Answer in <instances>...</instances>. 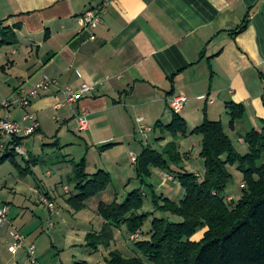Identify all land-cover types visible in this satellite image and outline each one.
<instances>
[{"label": "crops", "instance_id": "1", "mask_svg": "<svg viewBox=\"0 0 264 264\" xmlns=\"http://www.w3.org/2000/svg\"><path fill=\"white\" fill-rule=\"evenodd\" d=\"M102 1L0 0V41L7 42L0 45V97L14 96L20 85L30 91L42 79L56 81L32 98L30 109L40 124L33 134L43 131L47 118L63 120L86 145L103 152L122 139L158 129L157 122L169 123L174 114L169 101L177 96L183 105L176 113L189 129L204 118L228 122L227 102L244 108L243 118L235 124L236 132L244 129L243 134L238 132L239 141L250 129L261 127L264 0H111L98 25L84 28L82 15L99 9ZM244 19L246 28L232 35L230 31ZM82 83L92 89L77 102L65 103V91H78ZM24 112L18 107L10 111L17 120ZM82 114L87 127L81 130ZM142 124L150 130L142 131ZM159 138L165 139V133ZM32 160L35 156L29 154L27 161ZM130 161L135 169L137 158ZM38 187L29 190L40 203L42 196L54 201ZM101 201L94 202L97 213ZM69 209L75 210L70 205ZM16 220L7 209V221L0 227V263ZM104 224L103 219L102 229Z\"/></svg>", "mask_w": 264, "mask_h": 264}, {"label": "rangeland", "instance_id": "2", "mask_svg": "<svg viewBox=\"0 0 264 264\" xmlns=\"http://www.w3.org/2000/svg\"><path fill=\"white\" fill-rule=\"evenodd\" d=\"M3 99L0 97V103ZM14 114L15 112H12V115ZM162 121L167 120L163 118ZM228 122L224 120V127L235 150L241 154L246 153L247 145L238 138V132L243 134L244 129H237L236 132L235 128L234 130L229 127ZM149 125L153 126V124ZM67 127L72 126H67L63 120L55 121L47 118L41 133L23 138L20 146L24 154L16 153L13 158H7L0 164V203L9 205L8 212L10 211L11 216L17 217L15 225L23 231L25 236V247L20 248L16 254H12L7 248L3 253L4 262L0 264H106L109 252L115 249L121 251L124 256L138 254L143 257L135 249L133 240L147 239L155 218H164L171 222L182 220V216L160 209L155 201L159 205L163 203L164 197L171 201H179L184 196L183 186L176 176L170 177L172 176L170 171L169 174L165 172L166 175H164L162 169L151 170L148 177L137 176L133 168L134 163L130 159L135 160L144 146L148 145L165 155L166 153L162 150L167 148L168 142L172 141L181 157L180 164H173L172 168L181 167L182 170L196 174L200 179L204 176L205 168L200 156L201 137L199 135L183 138V136L173 137L165 133L164 139L159 138L161 131L156 129L148 133H137L130 139H122L121 144L99 152L90 147V144L86 145L75 134L76 132H72V128L69 130ZM54 142L56 144H51ZM187 153L189 158L185 157ZM29 154L35 156V162L27 161ZM166 160H169L168 156ZM81 162H84L85 172L93 173L99 168L108 171L110 181L103 191L84 202L83 209L75 211L69 209L67 199L77 193L74 168ZM262 162L264 160L258 161V164ZM227 167L231 178L223 196L231 197L227 198V203L230 205L233 200H238L241 196L245 176L236 164H229ZM174 170L177 169L174 168ZM37 185H39L38 189L47 191L54 197L53 211H50L42 202L40 203L38 195L29 190L31 186ZM65 186L68 187L69 193ZM133 190L140 192L143 201L138 210L139 214L145 216L141 236L133 233L137 236L131 238V234H128L122 226L115 228L114 236L109 240L108 245L99 243L96 248L87 245V233L96 235L102 230V216L94 210L96 199L110 201L105 203H111L114 200L123 202L128 193ZM203 230L197 231L194 239L199 238ZM32 244L35 246V253L28 254L27 247Z\"/></svg>", "mask_w": 264, "mask_h": 264}, {"label": "trees", "instance_id": "3", "mask_svg": "<svg viewBox=\"0 0 264 264\" xmlns=\"http://www.w3.org/2000/svg\"><path fill=\"white\" fill-rule=\"evenodd\" d=\"M247 24L248 20L244 19L230 33L242 32ZM1 43L7 42L2 40ZM226 108L228 125L234 129L236 122L244 116V108L235 102H227ZM155 127L173 137L199 135L204 176L200 179L181 167H175L177 170L172 168L171 165H178L181 161L174 142H168L167 148L162 150L165 155L145 146L137 157V176L148 177L152 168L168 170L176 176L184 188L183 198L171 201L164 197L162 204L155 203L164 211L182 216V220L171 222L155 218L149 237L133 240L135 249L143 257L138 254L124 256L115 249L109 252L106 264H264V162L258 164L264 160V118L260 128H252L245 133L243 141L247 152L244 154L235 150L221 120L204 118L189 129L186 121L174 112L169 123L157 122ZM13 155L14 152H6L0 157V164ZM83 164L78 163L74 168L77 193L67 199L75 210L81 209L85 201L101 192L110 181L108 172L98 170L88 174ZM229 164H236L245 176L241 196L232 201L234 204L230 200V205L227 203L229 196H223L231 178ZM142 202L137 190L128 193L123 202H99L97 211L105 220L104 228L96 235L87 233L86 244L92 248L99 243L108 245L113 237L112 229L122 226L128 234L141 236L145 216L138 210ZM201 229H204L201 236L194 239Z\"/></svg>", "mask_w": 264, "mask_h": 264}, {"label": "built area", "instance_id": "4", "mask_svg": "<svg viewBox=\"0 0 264 264\" xmlns=\"http://www.w3.org/2000/svg\"><path fill=\"white\" fill-rule=\"evenodd\" d=\"M111 0H103L102 5L97 10H87L82 15V26L84 28H95L100 22V14L103 12L104 7ZM94 36L92 35L91 38ZM56 81L51 79H42L38 81L30 91L20 85L14 96L10 98H5L1 102L2 113H0V157L6 152H16L19 154H24V150L19 144V140L25 136L33 134L38 130L40 124L36 118L34 112L30 109L32 104V98L37 96L41 91L46 90ZM92 89L87 83H82L78 91H65V103L77 102L87 91ZM170 107L174 112L178 110L183 105L182 97H174L169 101ZM23 108L25 112L21 120L13 119L11 117L10 111L13 108ZM79 128L85 129L87 127V120L84 114L78 116ZM142 131L150 130L149 127L141 125ZM231 198V197H229ZM41 201L51 210L54 209L53 201L49 200L46 196L41 197ZM7 221V209L6 207H0V227L4 226ZM136 234H131V238L136 237ZM24 233L19 229L14 227L12 234V242L9 245V250L12 253H16L20 248L24 247ZM28 254L35 253V246L29 245L27 247Z\"/></svg>", "mask_w": 264, "mask_h": 264}, {"label": "bare ground", "instance_id": "5", "mask_svg": "<svg viewBox=\"0 0 264 264\" xmlns=\"http://www.w3.org/2000/svg\"><path fill=\"white\" fill-rule=\"evenodd\" d=\"M51 200V199H50Z\"/></svg>", "mask_w": 264, "mask_h": 264}]
</instances>
